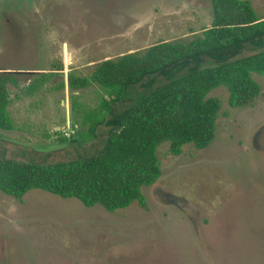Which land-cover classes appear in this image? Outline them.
<instances>
[{"label": "rangeland", "instance_id": "rangeland-1", "mask_svg": "<svg viewBox=\"0 0 264 264\" xmlns=\"http://www.w3.org/2000/svg\"><path fill=\"white\" fill-rule=\"evenodd\" d=\"M251 2L264 17V0ZM212 20V0H0V77L14 119L13 129H0V156L52 162L101 151L108 127L75 142L70 105L72 95L96 103L100 89L75 90L69 74L87 76L105 59L191 38ZM53 70L58 76L26 93L34 77ZM253 76L261 90L251 104L232 107L225 87L209 94L222 107L207 147H159L161 175L143 188L142 202L109 211L42 189L20 199L0 191V264H264V74ZM146 90L115 102L114 112Z\"/></svg>", "mask_w": 264, "mask_h": 264}, {"label": "trees", "instance_id": "trees-1", "mask_svg": "<svg viewBox=\"0 0 264 264\" xmlns=\"http://www.w3.org/2000/svg\"><path fill=\"white\" fill-rule=\"evenodd\" d=\"M212 6V23L202 33L105 59L87 76L71 72L73 89L96 84L101 92L94 104L72 95L73 120L79 127L73 140L92 141L99 127L106 126V146L90 157L52 162L0 156V191L20 199L42 189L115 211L144 200L143 188L161 175L162 144L168 143L173 152L188 143L207 147L215 139L222 107L221 98L209 94L225 87L232 107L251 104L261 90L253 75L264 74V17L251 0H212ZM247 46L256 51L242 55ZM58 74H39L26 93L40 91ZM157 76L166 80L152 86L151 78ZM138 87L147 90L116 114L114 103ZM10 104L6 80L0 77V129L14 128Z\"/></svg>", "mask_w": 264, "mask_h": 264}]
</instances>
